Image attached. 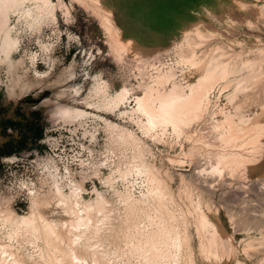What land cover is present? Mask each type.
<instances>
[{"label": "rangeland", "instance_id": "rangeland-1", "mask_svg": "<svg viewBox=\"0 0 264 264\" xmlns=\"http://www.w3.org/2000/svg\"><path fill=\"white\" fill-rule=\"evenodd\" d=\"M53 1L58 6L56 25L44 27L39 36L22 35L13 54L14 76L23 86L15 89V95L8 89L13 83L8 65L0 69V205L10 199L12 207L25 214L29 190L46 192L51 173L65 182L90 175L84 180L86 196L95 185L112 199L114 230L120 233L125 227L123 205L93 174L99 171L103 179L117 164L125 167L134 147L113 145L99 118L103 117L133 129L152 149L153 158L147 155L148 160L173 193L181 229L188 232L199 264H264V152L247 170L228 171L221 178L208 176L205 184L197 171L207 162L197 152L185 158L196 143L194 135L187 139L165 128L164 136L153 141L129 119L124 123L118 112L108 115L88 105H102L91 92L96 78L106 81L113 95L126 88L132 97L150 91L163 100L183 96L195 83L201 68L194 67L193 61L203 69L213 59L230 58L235 67L230 87L223 91L225 84L219 86L209 118L192 134L205 133L213 139L209 127L222 118L221 109L240 112L237 117L248 123H259L258 105L264 102V0H105L121 31L122 49L91 8L77 0ZM22 26L18 24L19 29ZM197 26L203 34L195 30ZM42 45H49L51 51L45 52ZM32 55H36L33 65ZM22 59L25 73L17 65ZM258 73L263 78L232 98L238 83ZM239 102L248 107L236 110ZM74 107L92 115L82 124L72 122L66 111ZM181 160L186 163L179 164ZM116 187L125 189L120 181ZM141 187H134L138 196L146 194ZM200 193L205 199L198 207L205 219L203 234L190 204V198L197 201ZM49 214L54 219L65 217L53 203ZM216 234L222 241L219 254L205 257L201 250ZM0 238L5 240L4 231ZM17 246L31 256L28 243L20 240Z\"/></svg>", "mask_w": 264, "mask_h": 264}, {"label": "bare ground", "instance_id": "bare-ground-1", "mask_svg": "<svg viewBox=\"0 0 264 264\" xmlns=\"http://www.w3.org/2000/svg\"><path fill=\"white\" fill-rule=\"evenodd\" d=\"M77 2L91 8L100 17L109 37L122 49L123 45L119 40L121 31L105 0ZM57 7L53 0H0V69L3 65H8L7 74L13 80L8 89L12 95L16 94V88H23L18 84L19 80L16 82V63L13 59L21 36L27 33L39 36L44 27L56 25ZM18 24L25 25L22 26V31ZM195 30L203 34L199 26ZM42 46L45 52L52 49L49 45ZM35 56H30L32 65L36 60ZM193 63L194 67L201 68L199 76L183 96L160 100L147 91L141 96L132 97L126 88L113 95L109 84L96 78L91 92L92 96L101 99L102 105H88L89 109H104L108 115L110 112H118L124 123L129 119L144 137L153 141L164 136L165 128H170L176 135H184L187 139L194 135L196 143L185 154V158L193 156L195 152L203 157L207 165L199 166L197 175L207 184L208 176L221 178L228 171H245L248 166L261 160L264 152V102L258 105L256 119L260 120L259 123H248L237 117L240 112L232 113L221 109L218 114L222 118L209 127L214 130L213 139H207L205 133L192 134L194 127L209 118L216 90L221 84H225L223 91L227 90L230 87L229 80L235 73L230 58L225 61L213 59L203 69L196 61ZM17 65L25 73V61L22 59ZM261 78L263 77L258 73L254 79L239 81L232 98L245 92L250 82L253 85ZM133 103L134 106L129 108ZM240 104L242 103H238L236 110L247 106L242 107ZM66 112L72 122L80 124L92 115L75 107L68 108ZM99 118L104 122L113 145L134 147L133 156L124 164L125 167L117 164V169L103 179L99 178V171L93 174L103 182L107 190H112L116 200L123 205L126 213L124 229L120 233L114 230L115 207L110 197L95 185L90 191L91 195L86 196L89 191L84 180L90 175H82L81 181L68 179L65 182L58 173L53 172L46 192L29 190L27 213H18L8 198L0 205V231H4L5 237V240L0 238V264H199L188 232L181 229V214H177L173 193L168 191L166 180L160 177L159 170L148 160L147 155L152 158L154 155L150 146L126 125ZM184 163L186 161L181 160L179 164ZM118 181L124 184V191L117 189ZM139 185L145 189L144 196H138L134 190V187L139 190ZM51 203L61 209L65 214L64 218L54 219L49 214ZM204 203L201 193L197 201L190 198L202 234L205 219L198 207ZM20 240L31 246L30 257L18 248ZM221 247L222 241L216 234L202 248L201 254L214 258Z\"/></svg>", "mask_w": 264, "mask_h": 264}]
</instances>
